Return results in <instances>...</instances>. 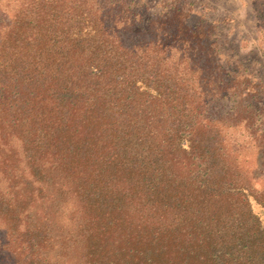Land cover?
<instances>
[{"label":"trees","instance_id":"16d2710c","mask_svg":"<svg viewBox=\"0 0 264 264\" xmlns=\"http://www.w3.org/2000/svg\"><path fill=\"white\" fill-rule=\"evenodd\" d=\"M108 6L0 16V264H264V201L192 48L134 40Z\"/></svg>","mask_w":264,"mask_h":264},{"label":"rangeland","instance_id":"374dc122","mask_svg":"<svg viewBox=\"0 0 264 264\" xmlns=\"http://www.w3.org/2000/svg\"><path fill=\"white\" fill-rule=\"evenodd\" d=\"M23 1L0 0V16ZM102 2L120 29L137 33L134 40L159 33L166 39L169 30H181L174 43L192 48L198 76L208 81L213 99L207 117L223 129L227 161L238 165L243 182L264 201V0ZM14 147L22 149L18 141Z\"/></svg>","mask_w":264,"mask_h":264}]
</instances>
